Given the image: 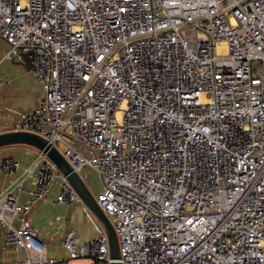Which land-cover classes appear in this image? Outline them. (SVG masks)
<instances>
[{
    "label": "built area",
    "instance_id": "1",
    "mask_svg": "<svg viewBox=\"0 0 264 264\" xmlns=\"http://www.w3.org/2000/svg\"><path fill=\"white\" fill-rule=\"evenodd\" d=\"M0 39L40 89L5 130L98 176L121 264H264V0H0ZM32 149L0 153V264H111L101 224ZM47 203L79 206L94 235L44 238Z\"/></svg>",
    "mask_w": 264,
    "mask_h": 264
},
{
    "label": "crops",
    "instance_id": "2",
    "mask_svg": "<svg viewBox=\"0 0 264 264\" xmlns=\"http://www.w3.org/2000/svg\"><path fill=\"white\" fill-rule=\"evenodd\" d=\"M5 49V42L0 39V78L6 80V83L0 87V132L5 131L6 125L17 119L19 112L32 109L40 95L38 85L27 71L26 56L20 55L13 60L4 59ZM0 153L9 154L23 163H30L35 157L33 149L26 145L6 146L0 148ZM10 183L11 180L0 173V195L8 189ZM88 186L93 187L90 189L94 193V186L92 184ZM70 210L71 207L59 208L49 203L40 205L33 210L32 223L44 238L57 242L70 227L68 216ZM58 214L65 217L63 225L54 221V217ZM1 235L0 228V239ZM5 255L11 256L6 252Z\"/></svg>",
    "mask_w": 264,
    "mask_h": 264
},
{
    "label": "water",
    "instance_id": "3",
    "mask_svg": "<svg viewBox=\"0 0 264 264\" xmlns=\"http://www.w3.org/2000/svg\"><path fill=\"white\" fill-rule=\"evenodd\" d=\"M10 145H26L44 153L53 162L56 168L65 176L81 202L90 210L93 216L101 224L109 245L111 264H121L119 259V244L112 223L97 204L95 194L84 179L69 165L60 150L47 142L43 137L27 131L5 130L0 132V148Z\"/></svg>",
    "mask_w": 264,
    "mask_h": 264
},
{
    "label": "rangeland",
    "instance_id": "4",
    "mask_svg": "<svg viewBox=\"0 0 264 264\" xmlns=\"http://www.w3.org/2000/svg\"><path fill=\"white\" fill-rule=\"evenodd\" d=\"M58 148L63 151L64 149L63 144L59 142ZM97 179H98L97 175L89 174L87 178L85 177L84 181L87 184H92L96 191L97 184L95 180ZM90 188L93 189V187ZM68 216L70 217L69 219L70 227L74 228L81 238H85L87 236L92 237L94 235V228L88 221L85 220L83 211L79 206H72ZM91 262L92 260L90 258L85 257V258L69 260L67 264H90Z\"/></svg>",
    "mask_w": 264,
    "mask_h": 264
}]
</instances>
